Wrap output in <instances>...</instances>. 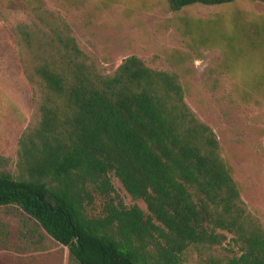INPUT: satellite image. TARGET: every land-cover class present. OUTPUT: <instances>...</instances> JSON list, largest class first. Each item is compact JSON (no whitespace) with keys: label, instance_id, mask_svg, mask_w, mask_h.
Instances as JSON below:
<instances>
[{"label":"trees","instance_id":"trees-1","mask_svg":"<svg viewBox=\"0 0 264 264\" xmlns=\"http://www.w3.org/2000/svg\"><path fill=\"white\" fill-rule=\"evenodd\" d=\"M165 1L178 12L241 0ZM27 4L15 31L37 104L16 159L0 153V207L18 205L80 264H187L221 245L220 231L238 251L226 264H264V221L242 198L217 133L187 103L179 73L137 55L108 71L60 11ZM250 22L236 34L263 52L264 14ZM113 176L146 209L125 203Z\"/></svg>","mask_w":264,"mask_h":264},{"label":"rangeland","instance_id":"rangeland-1","mask_svg":"<svg viewBox=\"0 0 264 264\" xmlns=\"http://www.w3.org/2000/svg\"><path fill=\"white\" fill-rule=\"evenodd\" d=\"M28 1L0 0V153L13 160L38 95L24 73L15 31L16 20L26 17ZM42 1L62 13L82 48L108 71L130 55L156 68L176 70L187 103L217 133L242 198L264 221V51L258 50L255 39L242 41L236 34L264 14V4L241 0L174 12L165 0ZM205 33H211L208 41L202 40ZM113 182L125 203L146 209L145 202L134 200L119 178L113 176ZM220 232L226 234L221 245L203 254L204 260L195 253L187 264H203L210 258L226 264L238 254L233 235ZM41 243L58 247L18 205L0 207V264L32 260L33 248ZM47 254H40L42 260L34 264H63L59 255Z\"/></svg>","mask_w":264,"mask_h":264},{"label":"crops","instance_id":"crops-1","mask_svg":"<svg viewBox=\"0 0 264 264\" xmlns=\"http://www.w3.org/2000/svg\"><path fill=\"white\" fill-rule=\"evenodd\" d=\"M35 220V219H34ZM37 222V221H36ZM40 225V224H39ZM41 226V225H40ZM42 227V226H41ZM43 228V227H42ZM44 229V228H43ZM45 230V229H44ZM46 231V230H45ZM47 232V231H46ZM48 234V233H47ZM49 235V234H48ZM50 236V235H49ZM51 237V236H50ZM52 238V237H51ZM53 239V238H52ZM56 243V246H58L57 248H61L60 251L61 252H56L58 251L57 248H51L49 246L48 243H41L40 245H38L36 248H33V258L32 260L30 259H25V262L24 263H21V262H17V264H34L36 263L37 261H40L42 260V257L40 256L45 254L44 257H46L48 254L47 252H52L53 254H57V256L59 255L61 258H62V261H63V264H80V262H78V260H76L74 257H72L70 255V251H69V248L66 247L65 245L63 244H60L59 242H57L55 239H53ZM59 244L61 246H59Z\"/></svg>","mask_w":264,"mask_h":264}]
</instances>
